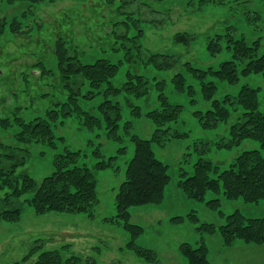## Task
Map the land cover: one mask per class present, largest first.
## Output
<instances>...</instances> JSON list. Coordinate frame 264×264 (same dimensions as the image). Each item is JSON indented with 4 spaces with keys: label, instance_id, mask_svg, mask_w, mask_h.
Instances as JSON below:
<instances>
[{
    "label": "rangeland",
    "instance_id": "rangeland-1",
    "mask_svg": "<svg viewBox=\"0 0 264 264\" xmlns=\"http://www.w3.org/2000/svg\"><path fill=\"white\" fill-rule=\"evenodd\" d=\"M28 6L25 1L0 0V26L3 23L0 34V154L5 151L2 146L27 148L29 156L24 165L16 169V175L27 174L37 182L52 173L56 157L66 151L79 152L78 164L91 169L99 160L115 158L106 171L92 169L97 180V203L86 214L49 212L37 215L27 204L32 193L19 199L11 198L4 204V195L9 190L1 191L0 209L19 208L21 217L15 223L0 222V264L21 262L28 255L31 257L24 264H34L42 251L52 250L61 251L65 257L74 255L84 261L89 259L92 264H148L124 249L130 235L115 218V196L134 155L130 136L150 139L154 131V125L144 115L159 105L156 84L160 82H163L169 103L180 106L181 111L176 122L164 126L170 129L165 145L152 144L155 157L167 166L170 178L163 200L157 205L128 209L131 223L143 228L135 244L154 252L157 258L154 264H186L179 254V246L188 243L193 248L198 247L201 237L196 228L200 223H208L217 228L216 232L202 236L210 264H264V244L237 241L235 245L224 247L218 231L224 216L234 211L247 218H264V201L245 203L241 198L227 201L220 191L207 192L203 202H198L188 199L177 186L180 180L193 174V165L199 158L217 168V172L215 169L208 172L210 178H216L218 172L226 169L244 150L258 149L264 157V149L253 140H244L230 149L219 147L229 139V124L242 112L240 107L229 124L219 122L212 129H203L194 115L209 110L212 101H222L226 96L233 101L244 85L259 88L258 109L264 112V73L239 76L237 84L230 85L209 73L200 78L201 73L194 71L218 70L223 62L233 60L232 52L223 48L226 38L219 54L213 56L208 51L209 39L216 35L229 33L248 43L259 39V55L264 52V0H41L31 10ZM114 22H120L119 26L127 24V35L133 43L113 33H102V26ZM186 32L189 34L187 43L175 42L178 33ZM57 39L71 46L75 51L72 55L81 64H93L101 59L117 65L118 70L109 81L122 92L116 97L105 96L104 90L109 86L105 83L98 94L90 96L89 84L78 75L66 83L52 52ZM150 54H168L178 63L167 70L158 68L157 65L165 63L149 61ZM178 73L184 78L183 92L175 88L174 78ZM128 74L147 79L144 96L136 97L123 90ZM207 82L216 85L212 101H206L201 93ZM71 94L83 112L99 119L97 126H85L83 115L75 111L67 117L62 116V104L68 102ZM106 99L118 103L120 108L118 140L108 137L106 122L99 110ZM226 106L232 109L228 103ZM134 107L139 108L141 117L133 115ZM48 110L58 112L55 121L48 120L54 146L35 141L19 144L15 139L19 127L12 120L15 117L26 123L38 117L47 120ZM5 118L10 120L9 126L3 123ZM127 123L131 124L128 130L125 129ZM174 132L185 136L172 138ZM121 148L124 153L119 152ZM17 149L14 151L18 154ZM95 151L101 157H97ZM10 163L9 158H3L0 164L9 167ZM213 199L222 202L223 216L206 205ZM191 213L196 214L198 223L189 219ZM175 217L182 220L175 222L172 220Z\"/></svg>",
    "mask_w": 264,
    "mask_h": 264
},
{
    "label": "trees",
    "instance_id": "trees-1",
    "mask_svg": "<svg viewBox=\"0 0 264 264\" xmlns=\"http://www.w3.org/2000/svg\"><path fill=\"white\" fill-rule=\"evenodd\" d=\"M20 1L27 2L30 10L41 2V0ZM202 1L207 2L210 0ZM215 1L221 2L223 0ZM262 20L264 22V17ZM119 24L120 22H114L108 26H102L101 31L107 34L113 33L115 36L124 39V41H129L127 27H125L127 24L123 26H119ZM0 28L1 34L3 23ZM187 36H189L187 32L178 33L174 37L175 42L187 43ZM224 38H226V44L223 48L232 52L233 60L223 62L218 70L200 71L195 69V72L201 73L200 78L209 73L219 80L235 85L239 81V76L245 77L249 74L264 73V52L259 55V39L248 43L244 39L233 38L229 33L225 36L216 35L214 38L209 39L207 46L211 55L214 56L220 53ZM72 51L71 46L69 47L61 39L55 40L52 52L57 59L62 79L66 83L72 76L78 75L83 77L89 84L90 96L98 94L101 86L105 83L109 85L104 90L105 96L116 97L122 92V89L113 87L109 81L117 72V65L101 59L93 64L84 65L78 61L76 56L72 55ZM148 59L151 62H156L155 64L165 63L164 65H157L158 68H165V70L178 63L173 56L168 54H150ZM33 71L35 70L33 69ZM174 83L177 91H184V78L181 74L178 73L175 76ZM156 85L159 90L157 98L159 105L156 109L144 115L154 125V131L150 139H143L137 135L130 136L134 145V155L127 164L124 180L119 185L115 196V218L118 219V224L130 235V240L125 244L124 249L131 251L137 258L148 264L156 263L157 258L153 251L135 244L136 239L143 233V228L131 223V215L128 209L147 204L157 205L163 200L164 189L170 178L167 173V166L155 157L152 144L157 143L160 147L165 145L166 135H168L170 129L164 128V126L176 122L181 111L180 106L169 103L163 91V82ZM123 90L136 97H142L147 93V79L139 75L128 74ZM258 91L259 88L254 89L244 85L240 88L237 96L234 97V102L228 96L222 101H212L216 92L215 83L207 82L203 84L201 93L204 99L212 101L210 109L205 113H194L203 129L215 128L219 122L229 124L233 113H236L239 107L242 109L235 121L229 124V139L226 142H221L220 148L230 149L238 146L244 140H253L260 143L261 149H264V112L258 109ZM227 103L232 106V109L227 108ZM99 110L105 119L108 137L111 140H118V122L121 120L118 103L106 99L100 104ZM72 111L83 115L84 125L88 128L99 124V119L80 109L74 94L68 97L67 103L62 104L61 114L63 117H67ZM132 112L135 117H141L138 107H134ZM46 114L47 120L38 117L29 123L15 117L12 121L19 127V132L15 135L16 141L24 145L35 141L53 147L54 134L48 120L55 121L58 112L48 110ZM9 121L8 118L3 119V123H8L7 126H9ZM130 127V123L125 125L126 130ZM171 136L172 138H180L184 137L185 134L174 132ZM2 147L5 151L4 154H0V163L3 158H9L11 161L9 167H3L0 164V192L4 189L9 190L4 195L3 203L8 204L11 198L19 199L27 193H32V197L27 200V204L37 215L49 212L60 214L88 213L97 203V180L94 171L110 169L115 158L111 157L106 161H97L92 167L93 171L86 165L78 164L79 152L66 151V153L56 157L52 173L37 182L27 174L20 173L16 175V169L23 166L29 156L28 149ZM14 149L20 152L17 154ZM119 152L124 153V148L119 149ZM95 155L101 157L98 151H95ZM214 169L217 172V168H214L209 161L199 158L193 165V174L180 180L177 186L188 199L198 202H203L207 192L219 193L220 191H222L223 198L227 201L238 198H241L245 203L264 201V157L261 155L260 150L242 151L226 169L218 172L216 178H210L208 172ZM206 205L213 210H217L223 216L220 209L222 207L220 199L209 200ZM20 217L21 209L19 208L0 209V222L15 223L19 221ZM189 219L194 223H198V218L194 213L189 215ZM172 220L180 222L182 218L175 217ZM196 230L201 237L200 245L193 248L188 243H182L178 249L179 254L186 264H210L208 260L209 251L202 236L216 232L217 228L213 224L200 223ZM218 231L223 238L224 247L235 245L237 241L250 245L264 244V218H247L239 211H234L224 216V223L219 225ZM30 257V255L25 256L21 262L13 264H24ZM87 263L92 264L89 259L84 261L78 256L65 257L59 250L42 251L34 262V264Z\"/></svg>",
    "mask_w": 264,
    "mask_h": 264
}]
</instances>
